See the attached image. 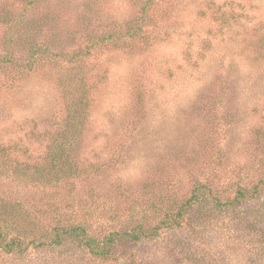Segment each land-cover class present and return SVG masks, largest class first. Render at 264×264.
Wrapping results in <instances>:
<instances>
[{"label":"rangeland","instance_id":"rangeland-1","mask_svg":"<svg viewBox=\"0 0 264 264\" xmlns=\"http://www.w3.org/2000/svg\"><path fill=\"white\" fill-rule=\"evenodd\" d=\"M30 1L0 0V208L19 232L63 214L95 235L154 227L198 184L225 202L263 180L264 0H154L143 30L158 41L118 48L99 42L139 24L142 0ZM34 46L52 60L20 70ZM80 80L91 106L70 128ZM64 130L79 147L68 176H54L50 146ZM262 202L264 190L234 211L196 205L117 264H264L238 239ZM66 250L64 261L59 249L0 250V264H93Z\"/></svg>","mask_w":264,"mask_h":264},{"label":"trees","instance_id":"trees-1","mask_svg":"<svg viewBox=\"0 0 264 264\" xmlns=\"http://www.w3.org/2000/svg\"><path fill=\"white\" fill-rule=\"evenodd\" d=\"M30 4H33L32 0L30 1ZM155 6L154 0H142L140 2V12L143 16L142 21H140L138 24L136 23V19L134 23L137 25H128L123 36L121 35L119 38H117L116 36L109 35L102 42H99V44H104L107 42L109 45L118 48L119 43L121 42L124 43V46L128 45L126 43L136 45L139 43V40H141L146 46L157 42L158 39L155 35L143 30V24L145 22V25L147 24V26H149L150 23L155 21L154 16L149 18L150 13L153 14L159 9L156 8L152 12ZM45 48L47 50V47ZM40 52V47L34 46L31 61L19 69L21 70L22 68L26 67L27 69L23 70L26 72H31L34 71L38 65L49 59L52 60L51 57L49 59L43 58L42 55H40ZM72 55L73 57H69H72L73 59L71 58L69 62L76 63L79 60L76 57L82 54L76 53ZM80 81L82 85L79 84V86L81 87L82 94L78 98H75V102L67 109V117L70 118L71 122V124L67 122V126L70 128H73L74 126L76 128L79 126L80 129L85 125V117L81 118L80 114L76 112V108L79 107L83 113H86V111H88L89 107L91 106L85 101L88 99L83 90L84 81ZM69 133L70 132H65L64 130L62 133L57 134L55 139L51 142L49 152V154L51 153V157L48 160V166L50 171H53L54 176H57L58 174L60 176H68V173L74 169L71 157L75 153L76 149H78L79 145H76L73 137L75 139L80 138L81 134ZM42 169L45 170L46 167ZM38 173H40V171H38ZM58 179L59 178H57V180ZM263 190L264 178L263 180H260L257 185H255L252 191L240 189L237 191L235 197L232 200L224 202L216 197L207 185L198 184L194 188L191 197L186 200L184 204L177 206L176 210L169 208L168 210L165 209L161 213V220L154 227H147L142 223V221H140L135 225V227H126L125 229L109 232L105 235L92 234L88 227L76 222L73 223L72 221H75L74 214L61 215L56 226L51 228L44 229L38 227L37 225H33L31 228H29L30 231L26 235L25 233L19 232L17 229V223L20 218H16L14 215H8L7 212L0 208V250L5 254H23L31 249L41 250L43 248H48L51 251H56V249H59L61 252V254H59L60 261H64L61 259L63 258L62 250L67 247L65 252L67 253V259H69L68 262L70 263L76 261L78 255L86 254L89 255V258L88 256L86 258H88V260L93 264H117L119 262L118 253L121 254L122 251H126L128 244L138 243L144 238L157 237L160 233V230L162 229H173L180 227L185 213L188 210L194 208L196 205L208 207L213 210H215V208H229L230 210L234 211L237 204L241 203V201L258 199V195ZM205 197L209 199L207 200V203L202 204L204 201H206ZM259 208L253 210L245 216L244 219L248 222L246 227L248 234L246 231H244L241 233V235L239 234L238 239H240V242L242 240L245 247H251L252 250L259 252V255L264 257V202L260 204ZM251 222L252 226L249 224ZM15 225H17V228ZM251 228L255 230L254 235L250 234ZM127 253L128 251L126 254ZM122 255L124 256L125 254L122 253ZM131 257L132 256L128 257L129 263L135 264L134 260H131Z\"/></svg>","mask_w":264,"mask_h":264}]
</instances>
